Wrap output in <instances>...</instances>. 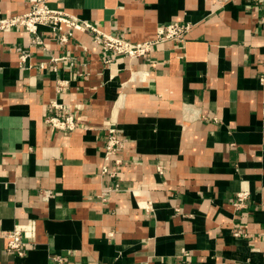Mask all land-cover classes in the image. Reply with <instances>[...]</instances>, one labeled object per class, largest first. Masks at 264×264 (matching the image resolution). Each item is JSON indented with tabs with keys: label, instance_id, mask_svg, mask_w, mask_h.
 Listing matches in <instances>:
<instances>
[{
	"label": "crops",
	"instance_id": "obj_1",
	"mask_svg": "<svg viewBox=\"0 0 264 264\" xmlns=\"http://www.w3.org/2000/svg\"><path fill=\"white\" fill-rule=\"evenodd\" d=\"M48 5L134 44L189 30L134 59L88 32L64 46L45 27L42 45L0 32V264H264V2ZM28 8L0 0V17ZM55 99L76 112L73 132L46 125ZM109 125L125 139L121 164L107 163L115 181L101 172ZM14 227L27 229L21 257L5 249Z\"/></svg>",
	"mask_w": 264,
	"mask_h": 264
},
{
	"label": "built area",
	"instance_id": "obj_2",
	"mask_svg": "<svg viewBox=\"0 0 264 264\" xmlns=\"http://www.w3.org/2000/svg\"><path fill=\"white\" fill-rule=\"evenodd\" d=\"M28 2V11L10 17H0V32H25L29 35L32 44L42 45L41 27L48 29L50 35L60 44L65 45L73 37L74 31L88 32L94 43L103 52L110 53L113 56L120 55L127 59L141 58L149 54L152 47L158 43L168 40L183 39L189 30V24L180 25L170 23L158 28L156 37L153 40L134 44L128 42L123 37H117L112 34L105 33L94 26L81 22L78 18L59 9L49 7V0H26ZM252 3H262L264 0H247ZM261 24L264 25V16L260 18ZM21 65L26 61L27 55L22 53L20 56ZM59 59H53L54 62ZM72 64V62H71ZM54 71H58L54 68ZM264 82V78L262 79ZM69 86V80L56 79L55 90L57 94H62L64 89ZM51 108L54 110L52 115L45 119L46 125L62 132H73L77 128L76 112L71 111L68 105L60 103L58 100L50 102ZM125 139L118 129L109 125L105 133V144L103 151V165L101 167L102 174L108 175L115 181L116 172L107 166V163L113 162L115 166L121 164L118 158L119 152L123 149ZM119 190V185L112 182L111 185L101 192V198L106 200L111 194ZM50 192L44 191L43 197H48ZM248 193L240 192L236 194V199L233 205L237 209L244 208ZM5 249L8 252H13L21 257L24 254V248L27 245V229L25 227H14L13 229L4 232ZM235 236H240L242 233L237 231ZM173 264H185L183 261H177Z\"/></svg>",
	"mask_w": 264,
	"mask_h": 264
}]
</instances>
